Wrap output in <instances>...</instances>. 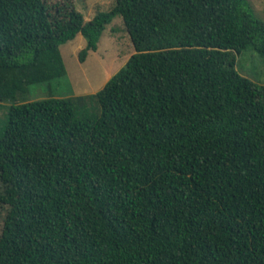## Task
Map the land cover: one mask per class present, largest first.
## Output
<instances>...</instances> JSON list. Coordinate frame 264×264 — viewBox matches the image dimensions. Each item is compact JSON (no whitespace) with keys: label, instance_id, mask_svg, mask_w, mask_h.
Masks as SVG:
<instances>
[{"label":"trees","instance_id":"16d2710c","mask_svg":"<svg viewBox=\"0 0 264 264\" xmlns=\"http://www.w3.org/2000/svg\"><path fill=\"white\" fill-rule=\"evenodd\" d=\"M120 15L134 52L96 92L25 100ZM264 55L248 0H0V264H264ZM2 212V214H1Z\"/></svg>","mask_w":264,"mask_h":264},{"label":"rangeland","instance_id":"374dc122","mask_svg":"<svg viewBox=\"0 0 264 264\" xmlns=\"http://www.w3.org/2000/svg\"><path fill=\"white\" fill-rule=\"evenodd\" d=\"M55 3L62 0H47ZM255 16L264 22V0H248ZM78 11L85 19H89L96 11L106 12L114 0H73ZM80 37H82L80 39ZM80 39V40H79ZM81 47L85 39L79 33L77 36L61 45L62 56L67 69L64 76L47 82L31 84L29 91L23 97L25 100L43 98L52 92L54 95L66 96L74 94H88L99 90L106 79L116 72L134 52V48L120 15H116L107 24L96 50H90L84 61L78 60V43ZM72 46L68 52L67 46ZM77 45L76 50H74ZM238 71L258 84H264V55L251 48L235 54ZM12 104L6 100L0 102V129L7 119L8 107ZM5 205L0 206V211ZM2 214V212H1Z\"/></svg>","mask_w":264,"mask_h":264},{"label":"crops","instance_id":"0c3cea01","mask_svg":"<svg viewBox=\"0 0 264 264\" xmlns=\"http://www.w3.org/2000/svg\"><path fill=\"white\" fill-rule=\"evenodd\" d=\"M81 38H82V37H80V39H81ZM80 39H79V40H80ZM78 42H79V41H77V43H78ZM77 45H78V47H81V44H79V43H78ZM77 45H75V48H74V50H76V48H77ZM71 47H72L71 45H70V46H67V47H65V48H66V52H67V50H70V48H71ZM61 52H62V49H61ZM68 52L72 53V51H71V50H70V51H68ZM68 52H67V53H68ZM108 78H109V77H108ZM108 78H107V79H108ZM107 79H106V80H107Z\"/></svg>","mask_w":264,"mask_h":264}]
</instances>
